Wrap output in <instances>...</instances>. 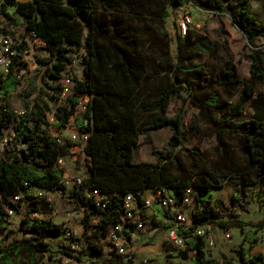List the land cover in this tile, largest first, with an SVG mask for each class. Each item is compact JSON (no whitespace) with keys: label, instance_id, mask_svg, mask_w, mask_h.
Here are the masks:
<instances>
[{"label":"trees","instance_id":"1","mask_svg":"<svg viewBox=\"0 0 264 264\" xmlns=\"http://www.w3.org/2000/svg\"><path fill=\"white\" fill-rule=\"evenodd\" d=\"M186 3L228 16L245 36L250 48L245 55L250 62L248 78L229 63L215 72L207 71L196 56L206 53L218 59L221 47L217 40L195 29L188 28L183 36L178 31L175 53L171 52L165 25L175 22L174 5ZM8 6H15L14 19L5 11ZM0 17L22 22L27 32L34 31L45 42L47 51L37 58L35 75L27 78L28 86L19 93L23 113L0 109V234H15L9 229V208L14 213L24 209L19 222L23 236H14L0 247V264H17L23 250L40 255L50 252L51 243L44 236L68 240L61 243L59 252L71 259L81 261L85 255H94L101 264L132 262L133 254L127 262L117 254L102 258V242L111 226L121 219L125 195L134 194L141 205L144 192L158 189H167L177 199L192 189L195 207L190 234L207 224L223 230L252 226L255 229L247 230L244 240L250 247L258 244L264 217L253 222L242 218L238 211L247 210L251 186L264 190V51L257 44L259 40L264 42V20L253 10V0H2ZM151 31L162 35L156 44V57L148 53L146 45L145 34ZM81 49L83 77L74 76L73 92L58 106L52 123L55 133H59L75 115L80 98L87 96L83 118L75 117L80 134L86 136L83 151L87 175L80 187H72L75 191L71 194L85 213L83 232L74 236L63 225L32 214L42 212L46 193L67 188L58 159L69 155L74 143L69 139L59 142L45 132L49 107L44 97L54 101L60 97L62 75L72 63L69 53L78 57ZM15 65L17 71L26 67L24 61H15ZM21 84L13 70L0 74V96L8 97ZM239 88L238 99L232 101ZM173 97L198 110L194 124L201 122L212 128L217 138L214 153L220 158L217 165L208 167L203 164V152L183 148V113L168 116ZM246 103L252 114L239 120ZM218 108H223L220 114L216 113ZM165 127H170L172 133L162 149H153L156 160L136 162L134 152L140 136ZM228 138L237 140L242 159L235 157ZM180 153L189 158L191 170ZM227 179L234 186L231 208L222 205L214 216V191ZM36 187L44 194H38ZM94 190L100 192L101 201L103 196L105 206L97 204ZM157 203L152 206L159 218H153L154 225L163 224L168 229L173 225L172 216ZM93 219L97 223L92 224ZM138 223L135 220L124 227L127 238L135 233ZM204 245L203 237L194 236L176 256L190 258V264H217L206 257ZM164 246L168 248L167 242ZM189 251L194 253L190 255ZM236 251L245 260L244 253ZM221 260L222 264H234L225 253ZM262 260L261 255L252 256L247 264H264Z\"/></svg>","mask_w":264,"mask_h":264},{"label":"rangeland","instance_id":"2","mask_svg":"<svg viewBox=\"0 0 264 264\" xmlns=\"http://www.w3.org/2000/svg\"><path fill=\"white\" fill-rule=\"evenodd\" d=\"M27 1V0H19ZM253 10L258 14L261 20H264V1L253 0ZM5 11L14 19L17 15L15 13V6H8ZM173 19L175 22L169 21L165 25L167 35L171 45V52L175 53L176 46V34L178 32V21L182 13L188 12L193 18V22L189 28L197 30L200 34L209 38L215 39L220 44L219 58L215 59L206 53H199L196 56L198 62L204 64L205 69L210 72L217 71L225 63H229L230 67H235L236 71L242 76L250 75V62L245 58V55L250 52V48L247 46V39L245 36L232 24L228 16L220 13L211 11H204L195 6L193 3H186L183 5H174ZM161 23V22H157ZM24 25L22 22L15 23L14 20H6L4 17H0V36L4 34H11L15 37L22 38L24 35ZM162 35L158 32L151 31L145 34L146 45L148 53L153 57H156L157 42L161 40ZM259 47L264 51V42L259 40L257 42ZM34 50H32L27 56L29 61H32L29 71L24 73L22 76V84L18 89L11 93L8 97L4 98L0 96V109L6 108L8 111L13 113H20L24 110V104L19 96V93L28 86L26 78L33 77L37 71L38 66L34 64L36 59L47 54V51L42 49L40 43H34ZM225 46L226 48H223ZM72 59V63L68 65L63 77L71 75L81 79L83 77V68L76 55L69 53ZM62 77V78H63ZM54 83L53 80H49ZM264 88V84L261 85ZM241 88L238 90V94L233 98L232 101L238 99ZM45 102L48 105V111L46 119L48 124L43 126L46 133L55 135L52 123L56 120V112L58 106L62 103H57L49 96L44 97ZM184 107V109H183ZM223 108L216 109V113L220 114ZM252 108L249 103H246L242 113L237 117L239 120L250 117L252 114ZM183 113V135L184 142L183 148L193 149L195 151L203 152L205 157L203 164L207 163L208 167L217 165L220 158L219 155L214 153V147L217 144L216 135L213 134L212 128L201 122L194 124V116L197 113V109L193 105L185 106L177 98L173 97L169 105L168 116H174L176 114ZM12 127L8 128L7 133L10 134ZM77 132L74 121H70L66 125V131L64 134V140L70 139L74 143L70 155L64 158V181L69 180L70 184H67V188L64 192L52 191L46 193L44 197L45 201H42L41 213H37V218H43L53 223L63 225L69 235L81 236L83 232V220L85 219L84 207L79 203L76 197L72 196L71 181L74 177H86V154L83 151L82 141L73 140L71 134ZM172 130L170 127L153 130L140 136V143L137 147V159L142 161H155L156 158L153 155V149H162L165 142L169 140ZM63 141V139H62ZM229 144L234 152L235 157L241 158V149L237 144V140L234 138H228ZM181 159L187 169L191 170V163L189 158L180 153ZM202 160H199L201 165ZM192 173V171H189ZM234 186L232 185L231 179L222 181L220 185L214 191V201L212 204L213 214L217 215L220 213L221 206L223 205L226 209H230V197L232 195ZM148 197L153 196L152 191H148ZM247 210H238L241 217L257 222L264 217V190H261L258 185H253L249 188L248 196L246 197ZM139 214L140 219L147 225V229L144 231L135 232L130 238L126 239V250L124 260L127 262L128 256L133 254L132 262L127 264H144L143 260L147 259V264H190V258L183 259L177 255L179 250L169 244L166 241L167 229L163 228V224L154 225L153 216L151 211L145 210ZM22 209L19 213L11 215L10 230L14 231L13 236L8 237L6 233L0 234V247H3L8 243L12 237L21 238L23 234L19 231L20 217L24 214ZM97 223L96 219L92 220V224ZM207 228L208 235L214 240L215 246L210 247L207 245V240L204 237V250L207 258L217 261V264L221 262L222 254L225 253L233 258L234 264H247V261L252 256L261 255L262 261L264 262V228L258 230L259 242L256 246L250 247L249 243L244 240V234L247 230L255 229L252 226H245L244 229L231 228L229 230H223L217 226L209 224L201 226ZM229 234L230 237H227ZM43 238V237H41ZM44 238L51 243V251L43 255L35 254L29 250H23L19 257L17 264H101L97 262V258L94 255H85L81 261L71 259L67 256L60 254L59 248L61 243L64 241L69 243L64 237L59 236L55 238ZM151 242L149 243V241ZM164 242H167L168 248H165ZM103 253L102 258L111 257L116 254L114 249H111L103 240ZM241 250L244 253L245 260L240 259V253L236 250ZM190 255L194 252L189 251ZM34 261H31V259Z\"/></svg>","mask_w":264,"mask_h":264},{"label":"built area","instance_id":"3","mask_svg":"<svg viewBox=\"0 0 264 264\" xmlns=\"http://www.w3.org/2000/svg\"><path fill=\"white\" fill-rule=\"evenodd\" d=\"M2 1V0H1ZM0 1V2H1ZM193 22V18L190 13L185 12L182 13L180 16V19L178 21V31L183 36L187 32V29L190 27V25ZM24 35L22 38L15 37L11 34H4L0 36V74L5 75L10 70L15 71L18 79L22 82V76H24V73L29 71L30 65L32 61H29L27 59V56H29L30 52L34 50V43H40L42 45V49L44 51L45 48V42L41 40V38L38 37V35L34 31H26L24 29ZM84 52V49H81L79 52L78 59L80 61L81 56ZM15 61H24L26 63V67L21 70H16ZM36 66H38V62L36 59V62H34ZM27 81V78H26ZM28 82V81H27ZM75 81L71 75H67L66 77H63L61 80V86H62V92L60 97L55 100L57 103H63L64 100L67 98L68 95H70L73 92ZM87 96L81 97L79 102L77 103L75 107V115L70 120L71 122L74 121L75 123V117H81L83 118V113L87 110ZM23 113L20 112L19 114ZM57 113V112H56ZM84 122L87 123V120L84 119ZM76 126V124H75ZM77 132H74L71 134V138L73 140L82 141L84 143V140L86 136L84 134H80L77 126H76ZM66 131V127L63 128L59 133L55 134L54 136L57 138L59 142H62V139L64 141V134ZM70 140V139H69ZM72 142V141H71ZM73 147L70 150V153L72 151ZM69 153V155H70ZM68 156V155H67ZM67 156H60L58 159V163L60 167L64 169V158ZM64 181V180H63ZM64 183L70 184V181H64ZM72 187H80L83 184V178L81 177H74L71 181ZM36 192L40 195L44 194V191L42 189H39L38 187L35 188ZM93 193L96 195L97 198V204L105 206L106 201H101L100 192L98 190H94ZM153 196L151 197H144L141 196L142 204L138 205L136 201V196L132 193H129L124 196L123 200V214L121 216L120 221L113 224L108 232L106 242L111 249H114L117 255L124 256L128 253L126 250V234L124 232V227L130 223H132L135 220H138L139 223L137 225L136 231H144L147 229V225L143 222V220L140 219L139 214H141L146 208L147 210L151 211V214L155 221H158V216H155L152 210V206L155 201H157L158 205L164 209H166L170 215L172 216L171 221H173V225L167 229V238L166 241L178 249H184L188 246V241L192 239L194 236H201L205 237L207 240V245L210 247H214L215 243L214 240L208 235L207 228H202L201 226L197 227L191 234L189 227L193 224V213H194V207L195 203L193 200V191L192 189H187V191L182 195L180 199H177L175 196H171L167 189H158L157 191L152 192ZM18 197H15V200H17ZM145 209V210H146ZM9 214H14V210L12 208H9ZM134 234V233H133ZM132 234V235H133ZM227 237H230L229 234H226ZM77 247L78 246H74ZM128 256V259L131 257ZM144 264L148 263L147 259L143 260ZM222 264V260L220 263Z\"/></svg>","mask_w":264,"mask_h":264},{"label":"crops","instance_id":"4","mask_svg":"<svg viewBox=\"0 0 264 264\" xmlns=\"http://www.w3.org/2000/svg\"><path fill=\"white\" fill-rule=\"evenodd\" d=\"M250 76V75H249ZM249 76H245V78H248ZM198 111V110H197ZM137 149V148H136ZM135 149V152H134V160L136 161V162H139V161H142V160H138L137 159V150ZM147 191L146 192H144L143 194H142V196H144V197H148V195H147Z\"/></svg>","mask_w":264,"mask_h":264}]
</instances>
